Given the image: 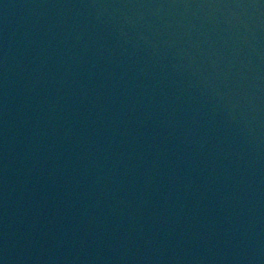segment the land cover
<instances>
[{
    "label": "water",
    "instance_id": "1",
    "mask_svg": "<svg viewBox=\"0 0 264 264\" xmlns=\"http://www.w3.org/2000/svg\"><path fill=\"white\" fill-rule=\"evenodd\" d=\"M0 264H264V0H0Z\"/></svg>",
    "mask_w": 264,
    "mask_h": 264
}]
</instances>
